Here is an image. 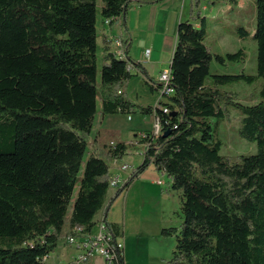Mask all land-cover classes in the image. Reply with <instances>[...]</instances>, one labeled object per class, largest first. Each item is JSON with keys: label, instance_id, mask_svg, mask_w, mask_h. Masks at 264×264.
Wrapping results in <instances>:
<instances>
[{"label": "trees", "instance_id": "16d2710c", "mask_svg": "<svg viewBox=\"0 0 264 264\" xmlns=\"http://www.w3.org/2000/svg\"><path fill=\"white\" fill-rule=\"evenodd\" d=\"M158 1L100 0L97 8L92 0H0V264H44L64 228L66 239L77 226L93 228L106 203L109 162L138 143L147 144L142 161L117 193L149 164L179 191L180 224L160 229L175 236L165 264H264V0H254L255 74L210 72L212 60L242 62L244 51L211 52L204 0H190L169 64L174 93L159 103L168 112L140 107L159 117L161 132L104 142L100 154L88 149L85 135L98 111L134 109L122 88L133 75L129 63L151 91L159 87L129 56L127 40L121 38L125 59L107 47L98 53V17L124 20L130 3ZM259 78L252 104L222 88ZM230 106L240 114L237 133L256 143L237 160L220 154L216 129Z\"/></svg>", "mask_w": 264, "mask_h": 264}, {"label": "rangeland", "instance_id": "374dc122", "mask_svg": "<svg viewBox=\"0 0 264 264\" xmlns=\"http://www.w3.org/2000/svg\"><path fill=\"white\" fill-rule=\"evenodd\" d=\"M92 2L99 8L100 0H92ZM200 12L201 15L206 17L204 43L211 52L225 54L240 48L244 51L242 62L220 64L212 60L210 72L238 73L243 70L247 74H255L256 42L252 38L256 25L254 0L224 1L214 4L210 0H204L200 4ZM102 21L104 22V19ZM161 57L160 65L167 68L166 56L163 54ZM99 67L100 64L98 63ZM140 76L139 74L132 75L122 87L126 98L134 103L133 111L108 113L103 116L98 111L91 132L85 135L88 141V149L94 148L93 143L95 141L100 144L109 143L111 140L130 143L132 140H136L138 134L152 132L155 121L154 115L153 113L141 112L140 107L144 105L154 107L159 91H151L148 84ZM262 82V79L259 78L251 84L239 81L224 85L222 88L231 91L237 101L243 104H252L258 99V91ZM162 100L166 101V97H162ZM239 117V112L230 106L225 117L218 122L216 127L218 136L221 139L219 152L231 160H237L241 154H252L256 151L254 141H249L237 133ZM142 150V144L130 145L122 156L121 163L127 164L130 170L136 168L142 161ZM109 165V172L113 173L110 162ZM119 175L121 178H126L125 172H119ZM160 177L163 178V175H160ZM161 180L163 181L162 186L157 183L151 185L139 182L131 188L128 199L132 205L128 213L133 216V223L129 232L123 237H119L123 247L124 237L126 239L125 253L123 250L124 264H165L171 257V251L175 245V236L162 235L160 227L163 225L165 227H178L181 218L176 204L175 191H172V199H169L166 203L167 209L160 213L157 204L159 200L158 192H160V187L166 188L167 186L165 179ZM121 185L122 183L116 187L109 186L107 193H112L114 189H119ZM175 208L177 210L172 212V209ZM65 230L64 228L54 250L45 258L44 264L65 262L70 260V255L77 253L78 250L70 247V244L66 242Z\"/></svg>", "mask_w": 264, "mask_h": 264}, {"label": "crops", "instance_id": "0c3cea01", "mask_svg": "<svg viewBox=\"0 0 264 264\" xmlns=\"http://www.w3.org/2000/svg\"><path fill=\"white\" fill-rule=\"evenodd\" d=\"M189 2L190 0H160L151 4L132 2L128 6L124 20L121 17L106 23L103 22V18L100 17L96 22L98 53L101 55L104 48L107 47L109 51L115 54L117 47L114 44V38L118 37L127 40L126 44H128L129 56L141 64V68L144 70L145 74L156 79L160 71L169 68L175 46L177 24L183 17L186 19L189 16ZM195 25H197V23H195ZM145 48L150 50L148 58L143 56ZM161 54H164L167 58V68L160 65V58H162ZM121 57L124 59L126 58L123 47ZM128 67L133 75L139 74L141 75V79H145L142 72L137 70L135 65L129 63ZM160 102L164 101L159 93L155 104L158 105ZM143 133L145 132L138 134L136 140ZM93 144L94 148L89 150L100 154L101 144L96 141ZM144 149L145 146L143 145L142 152ZM121 164L125 163H121L120 160H113L111 162L113 173L110 172V176L123 172L119 169ZM125 175L128 177L129 173L125 172ZM160 175L163 174L156 170L153 164H149L124 190L117 193L119 188L114 189L112 193H107L106 203L95 216V221L103 216L108 224L114 227L119 237H123L129 232L133 223V216L128 213L132 205L128 199L131 188H133L134 184L139 182L152 185L157 183V179L159 178L165 179L167 185L166 188L160 187V192H158L159 200L157 204L160 213L167 209L166 203L169 199H172V191H175L176 204L179 208L181 203L179 191L172 190L169 187V183H167L166 176L163 175L162 178ZM158 185L162 186V184ZM176 210V208L172 209V212ZM162 227L165 226H161L160 229ZM125 240L124 237V253L127 246ZM100 261L101 264H104L103 260L98 255H93L83 263L100 264Z\"/></svg>", "mask_w": 264, "mask_h": 264}, {"label": "built area", "instance_id": "2783aa9c", "mask_svg": "<svg viewBox=\"0 0 264 264\" xmlns=\"http://www.w3.org/2000/svg\"><path fill=\"white\" fill-rule=\"evenodd\" d=\"M104 22L108 23L109 20L104 19ZM114 44L117 47L115 54L121 57V38H114ZM149 52L150 50L145 48L143 56L148 58ZM156 80L159 84L158 91L162 97L167 98L169 95L174 93V87L171 85V72L169 68L160 71ZM157 106L163 112H168V107L166 105L158 104ZM154 120V129L152 130V133L157 136L161 132V123L158 116H154ZM140 137H145V133L141 134ZM144 146L146 148L147 144ZM119 169L123 172H130V167L127 164H121ZM166 178L167 183H169L170 178ZM126 179L127 177L121 178L119 174L112 175L109 179V186L116 187L122 183V187ZM157 183L162 184L163 181L161 179H157ZM73 232V235L67 237L66 242L70 244V247L78 251L77 253L70 255V260L65 262L60 261L57 264H82L93 255H98L103 260L104 264H121L120 256H123V245L119 240V236L113 233L110 225L103 216L99 217L95 221L93 228L89 231L83 232L82 227L77 226L73 229ZM43 259L45 260V258Z\"/></svg>", "mask_w": 264, "mask_h": 264}, {"label": "water", "instance_id": "95a60500", "mask_svg": "<svg viewBox=\"0 0 264 264\" xmlns=\"http://www.w3.org/2000/svg\"><path fill=\"white\" fill-rule=\"evenodd\" d=\"M167 132H168V130L164 132V135H166V134H167Z\"/></svg>", "mask_w": 264, "mask_h": 264}]
</instances>
